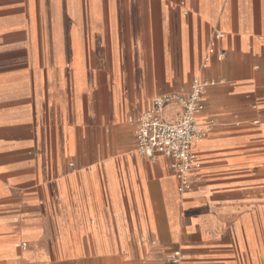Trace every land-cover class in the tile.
Returning <instances> with one entry per match:
<instances>
[{
    "label": "crops",
    "instance_id": "crops-1",
    "mask_svg": "<svg viewBox=\"0 0 264 264\" xmlns=\"http://www.w3.org/2000/svg\"><path fill=\"white\" fill-rule=\"evenodd\" d=\"M195 77L217 82L213 125L180 194L170 159L136 152L137 120ZM174 252L264 264V0H0V264Z\"/></svg>",
    "mask_w": 264,
    "mask_h": 264
},
{
    "label": "built area",
    "instance_id": "built-area-1",
    "mask_svg": "<svg viewBox=\"0 0 264 264\" xmlns=\"http://www.w3.org/2000/svg\"><path fill=\"white\" fill-rule=\"evenodd\" d=\"M222 38L223 33L214 32L204 62L205 66L210 62L212 55H216L218 61L225 58L224 52H216L217 42ZM216 83L195 77L188 96L170 94L157 97L151 108L137 120L136 152L153 161L159 156L170 159L180 194L193 189L196 174L201 169L195 147L208 138L213 122L202 124L199 119L205 111V92ZM174 103H178L181 110L174 119L170 120L165 117V111ZM26 247L27 245L23 244V248ZM183 259L182 252H174L168 256V263L181 264Z\"/></svg>",
    "mask_w": 264,
    "mask_h": 264
}]
</instances>
